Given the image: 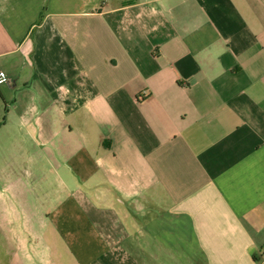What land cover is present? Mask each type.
Wrapping results in <instances>:
<instances>
[{"label": "crops", "instance_id": "crops-1", "mask_svg": "<svg viewBox=\"0 0 264 264\" xmlns=\"http://www.w3.org/2000/svg\"><path fill=\"white\" fill-rule=\"evenodd\" d=\"M0 71V264H264V0H0Z\"/></svg>", "mask_w": 264, "mask_h": 264}, {"label": "rangeland", "instance_id": "rangeland-1", "mask_svg": "<svg viewBox=\"0 0 264 264\" xmlns=\"http://www.w3.org/2000/svg\"><path fill=\"white\" fill-rule=\"evenodd\" d=\"M26 174H24V173H20L19 174V181H20V186H21V188H20V190H22L21 192H20V195H19V198L21 199V196L24 194V197H26V194H29L30 192H29V190L28 189H26L25 188V186L26 187H28L30 184H29V180H28V178H26ZM19 186V187H20ZM30 196V195H29ZM13 205L16 207V209L19 211V218H20V220H21V226L23 227V226H25L26 225V221L28 222V224H30V206H28L27 207V205H25V204H19V203H13ZM29 209V210H28ZM11 238V237H10ZM12 239V238H11ZM2 241V240H1ZM2 245L5 247V246H10V242H7L6 241V239H5V237H3V243H2ZM11 251V250H10ZM8 252H6V251H4L3 250V255H4V258L5 259H7V257L5 256V255H7V256H9L8 254H7Z\"/></svg>", "mask_w": 264, "mask_h": 264}, {"label": "built area", "instance_id": "built-area-1", "mask_svg": "<svg viewBox=\"0 0 264 264\" xmlns=\"http://www.w3.org/2000/svg\"><path fill=\"white\" fill-rule=\"evenodd\" d=\"M6 84H9V77L6 72L0 71V85H6Z\"/></svg>", "mask_w": 264, "mask_h": 264}]
</instances>
